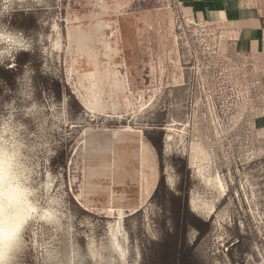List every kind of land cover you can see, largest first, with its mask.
Returning a JSON list of instances; mask_svg holds the SVG:
<instances>
[{
    "label": "rangeland",
    "instance_id": "rangeland-1",
    "mask_svg": "<svg viewBox=\"0 0 264 264\" xmlns=\"http://www.w3.org/2000/svg\"><path fill=\"white\" fill-rule=\"evenodd\" d=\"M15 12L4 22L31 51L0 66V97L42 105L53 154L36 182L67 215L29 227L19 264H42L47 243L87 264H121L113 247L124 264H168L175 244L177 264H264V60L180 0Z\"/></svg>",
    "mask_w": 264,
    "mask_h": 264
},
{
    "label": "clouds",
    "instance_id": "clouds-1",
    "mask_svg": "<svg viewBox=\"0 0 264 264\" xmlns=\"http://www.w3.org/2000/svg\"><path fill=\"white\" fill-rule=\"evenodd\" d=\"M47 0H0V66L31 46L21 43L24 34L4 22L13 12H34ZM19 81V78H17ZM0 97V264H19L26 250L29 227L43 224L59 231L67 219L63 197L38 184V157L50 151L42 105L34 93L25 95L19 88ZM51 117H48L50 119ZM54 132V128L47 129ZM43 192V199L41 193ZM112 251L121 264L126 261L123 247ZM42 264H87L90 253L78 248L59 252L52 243L40 246ZM95 259V257H92Z\"/></svg>",
    "mask_w": 264,
    "mask_h": 264
},
{
    "label": "crops",
    "instance_id": "crops-1",
    "mask_svg": "<svg viewBox=\"0 0 264 264\" xmlns=\"http://www.w3.org/2000/svg\"><path fill=\"white\" fill-rule=\"evenodd\" d=\"M194 15L221 26L243 54L264 60V0H180Z\"/></svg>",
    "mask_w": 264,
    "mask_h": 264
},
{
    "label": "trees",
    "instance_id": "trees-1",
    "mask_svg": "<svg viewBox=\"0 0 264 264\" xmlns=\"http://www.w3.org/2000/svg\"><path fill=\"white\" fill-rule=\"evenodd\" d=\"M22 14H24L23 12H15L14 13V15H13V20H15V18L17 17V16H19V15H22ZM21 27V29H26L25 27H23V26H20ZM25 56H28V55H26V54H24ZM26 63H30V60H28V59H26V60H23L22 62H20V64L18 65L17 64V67L18 66H23V65H26ZM8 72H12V70H9ZM0 79H1V81H7L6 80V77L5 76H3V74H0ZM174 245V244H173ZM182 255H183V252L182 251H178V246H177V244H175L174 246H173V248L171 249V251H170V253L168 254V256H170L169 258H168V260H167V262H168V264H177V262L181 259V257H182ZM179 257H180V259H179ZM182 261L184 262V259H182ZM186 261V260H185ZM185 263V262H184Z\"/></svg>",
    "mask_w": 264,
    "mask_h": 264
},
{
    "label": "bare ground",
    "instance_id": "bare-ground-1",
    "mask_svg": "<svg viewBox=\"0 0 264 264\" xmlns=\"http://www.w3.org/2000/svg\"><path fill=\"white\" fill-rule=\"evenodd\" d=\"M88 108V107H87ZM92 109V108H91ZM90 111V110H89ZM129 175V174H128Z\"/></svg>",
    "mask_w": 264,
    "mask_h": 264
}]
</instances>
